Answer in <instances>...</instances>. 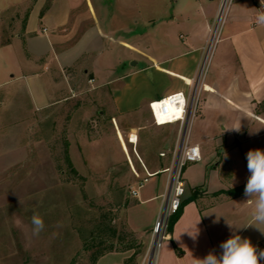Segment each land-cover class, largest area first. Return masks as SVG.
<instances>
[{
	"label": "crops",
	"instance_id": "1",
	"mask_svg": "<svg viewBox=\"0 0 264 264\" xmlns=\"http://www.w3.org/2000/svg\"><path fill=\"white\" fill-rule=\"evenodd\" d=\"M112 1L0 0V85H11L0 96V110L8 119H22L19 115H25L24 110L47 116L49 109L73 100V117L78 125L96 113L111 117L116 131L120 129L127 137L141 162L138 174L143 176V168L146 177L148 173L153 177L167 173L172 165L181 126L157 125L150 103L188 90L197 95L196 114L188 134L190 142L200 147L202 159L198 162L205 160L216 171L224 158L219 159L220 153L237 154L247 145L248 151L264 150V25L255 22L264 12V0H234L224 15L216 42L208 47L221 0L211 15L207 8L199 22L186 15L173 16L167 22L169 38L178 35L173 53L142 68H128V62L138 55L146 56L142 46L145 32H138L136 44L129 43L123 36V31H128L126 19L113 14L109 5ZM107 41L117 44L119 50L110 51ZM127 50L132 52L130 58ZM152 66L159 74L175 79V85L168 90L141 89L130 94L129 80ZM133 134L137 136L135 142L129 140ZM208 144L214 149H207ZM165 146L170 164L154 169L159 160L153 162L149 154L166 157ZM184 179V199L192 196L193 200L184 206L173 231L169 230L162 241L153 264H197L196 259L209 252L219 255L222 242L233 234L240 235L239 201L245 195H231L229 191L235 187ZM168 184L169 173L158 185L139 190L137 199L141 203L161 200L148 223L140 225L128 211L127 220L135 232L153 231ZM252 203L253 198L245 205L248 208ZM220 214L231 216V226L215 224ZM196 231L194 240L190 234ZM248 239L252 244L261 241ZM151 240L150 236L144 239L147 248ZM128 257V253L114 252L93 262L123 264Z\"/></svg>",
	"mask_w": 264,
	"mask_h": 264
},
{
	"label": "rangeland",
	"instance_id": "2",
	"mask_svg": "<svg viewBox=\"0 0 264 264\" xmlns=\"http://www.w3.org/2000/svg\"><path fill=\"white\" fill-rule=\"evenodd\" d=\"M219 1L113 0L109 4L113 14L126 19L128 31H123V36L127 41L136 44L137 38L140 39L138 32H145L142 46L146 56L138 55L128 62V68H142L173 53L178 35L169 38L167 29L173 16L186 15L199 22L206 9L211 15ZM216 23L217 18L212 23L213 32ZM105 45L110 51L119 50L113 42L107 41ZM131 53L127 50L128 58ZM129 81H132L130 94L141 89L168 90L176 83L153 66ZM9 87L0 85V96ZM74 109L75 101L70 100L49 109L47 116L24 110L26 114H20L22 119L17 120L8 119L6 112L0 110V264H95L94 255L100 258L114 252L129 254L123 264H153L157 252L151 250L156 240L154 228L152 232H135L127 214L129 211L140 225L148 223L161 199L141 203L131 189L139 186L141 180L144 187H154L169 172L148 176L150 182L145 181L143 168V176L137 172L141 162L135 150L120 129L116 131L113 119L96 113L78 125ZM132 137H135L132 142L137 141L135 134ZM213 147L207 145V149ZM165 148L166 157L157 158L150 152L153 162L159 160L154 169L170 164V152ZM247 152L248 145L237 154L220 153L219 159L224 158L216 171L205 160L189 163L184 176L210 186H245L250 175ZM254 200L253 197L248 208L246 197L239 201L238 232L242 238L263 240L264 224L258 225L261 231L249 225ZM33 214L44 222L38 235L33 234ZM215 218L220 227L230 223L231 216L220 214ZM147 236L152 239L148 248L144 242Z\"/></svg>",
	"mask_w": 264,
	"mask_h": 264
},
{
	"label": "built area",
	"instance_id": "3",
	"mask_svg": "<svg viewBox=\"0 0 264 264\" xmlns=\"http://www.w3.org/2000/svg\"><path fill=\"white\" fill-rule=\"evenodd\" d=\"M233 1L234 0H221L216 28L214 32L213 30L211 31L213 32V37L210 42L211 46H213L217 40L221 23L225 17L224 15ZM255 22L257 23V19ZM172 97H180L183 101V105L181 106L177 99H170ZM165 101H168V103H165ZM153 105H157V108L154 109ZM150 107L157 125L179 123L181 126L178 144L173 151L172 165L166 169V171L169 172V184L167 192L164 195V204L154 226V233L156 234L154 244H156L158 250L169 232L172 216L179 211L186 195V184L184 179L185 166L188 163L200 161L202 159V154L199 145L190 142L188 134L189 124L196 114V91H192V93L183 90L174 92L160 100L151 102ZM177 111L180 113L179 116L175 115ZM129 140L132 141V136H130ZM148 176L150 177L152 174L148 173ZM149 177H146L144 180L148 181ZM142 186L143 183L140 182L139 186L133 187L131 189V194L138 197L140 187ZM253 245L257 247V251L259 252V250L264 249V239L253 243ZM261 264H264V260L261 261Z\"/></svg>",
	"mask_w": 264,
	"mask_h": 264
},
{
	"label": "clouds",
	"instance_id": "4",
	"mask_svg": "<svg viewBox=\"0 0 264 264\" xmlns=\"http://www.w3.org/2000/svg\"><path fill=\"white\" fill-rule=\"evenodd\" d=\"M257 23L264 25V13L258 15ZM177 100L182 106L183 102L179 98ZM231 129L239 130V128ZM246 160L250 175L245 184L244 195L248 198L247 200L255 198L252 223L249 225L260 230L258 225L264 224V150L250 149L246 153ZM32 225L34 235H38L44 229L43 219L37 214H33ZM229 226L231 225L229 224ZM261 233L264 234V231ZM190 235L195 240L198 231ZM219 247L222 250L219 255L209 252L204 258L196 259L197 264H261V261L264 260V249L258 252L257 247L252 244L250 239L242 238L238 234L230 236Z\"/></svg>",
	"mask_w": 264,
	"mask_h": 264
},
{
	"label": "trees",
	"instance_id": "5",
	"mask_svg": "<svg viewBox=\"0 0 264 264\" xmlns=\"http://www.w3.org/2000/svg\"><path fill=\"white\" fill-rule=\"evenodd\" d=\"M244 188H245V186H238V187H235V188L231 189L229 191V193L231 195H233V196H240V195L244 194ZM191 200H193V197L192 196L190 198L184 199L183 202H182L181 208L179 209V211L172 216L171 221H170V226H169V230L170 231H173L174 226H175V223L179 220L180 216L182 215L184 206L188 202H190ZM97 258H98V256L94 255L93 261H96Z\"/></svg>",
	"mask_w": 264,
	"mask_h": 264
},
{
	"label": "snow or ice",
	"instance_id": "6",
	"mask_svg": "<svg viewBox=\"0 0 264 264\" xmlns=\"http://www.w3.org/2000/svg\"><path fill=\"white\" fill-rule=\"evenodd\" d=\"M177 98H179V99L181 100V102H183L182 99H181L180 97H172V98H170V99L175 100V99H177ZM165 103H168V101H165ZM153 108H154V109L157 108V105H153ZM176 113H177L176 116H179V115H180V113H179L178 111H177ZM158 122H159V120H158ZM132 139L134 140L135 137H132Z\"/></svg>",
	"mask_w": 264,
	"mask_h": 264
},
{
	"label": "bare ground",
	"instance_id": "7",
	"mask_svg": "<svg viewBox=\"0 0 264 264\" xmlns=\"http://www.w3.org/2000/svg\"><path fill=\"white\" fill-rule=\"evenodd\" d=\"M207 60H208V59H207ZM156 247H157L156 244H154V246H153V248H152L151 250H152V251H154V249L157 250ZM154 254H156V253H154ZM154 258H155V257L153 256V260H154Z\"/></svg>",
	"mask_w": 264,
	"mask_h": 264
}]
</instances>
